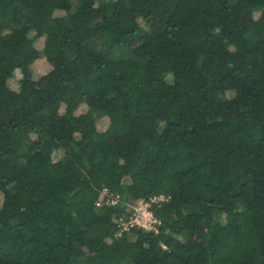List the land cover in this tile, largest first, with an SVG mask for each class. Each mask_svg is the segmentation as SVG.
Listing matches in <instances>:
<instances>
[{
	"label": "trees",
	"instance_id": "trees-1",
	"mask_svg": "<svg viewBox=\"0 0 264 264\" xmlns=\"http://www.w3.org/2000/svg\"><path fill=\"white\" fill-rule=\"evenodd\" d=\"M82 263L264 264V0H0V264Z\"/></svg>",
	"mask_w": 264,
	"mask_h": 264
},
{
	"label": "built area",
	"instance_id": "built-area-1",
	"mask_svg": "<svg viewBox=\"0 0 264 264\" xmlns=\"http://www.w3.org/2000/svg\"><path fill=\"white\" fill-rule=\"evenodd\" d=\"M100 196H102L101 202L105 206H111L117 204L118 201L117 195L108 194L106 190H103ZM164 200H165L164 197L157 196L150 198L148 201L136 202L138 203L137 207L135 206L136 204L133 206H129L127 204V206L125 207V211H126L125 216L127 218V222L122 221L123 222L122 225L124 226V228L138 227L145 231H152L156 233L158 230V226L160 225V221L152 215V213L149 210V207L151 206L152 203L162 202ZM97 205H100L99 200Z\"/></svg>",
	"mask_w": 264,
	"mask_h": 264
},
{
	"label": "rangeland",
	"instance_id": "rangeland-1",
	"mask_svg": "<svg viewBox=\"0 0 264 264\" xmlns=\"http://www.w3.org/2000/svg\"><path fill=\"white\" fill-rule=\"evenodd\" d=\"M71 4H72L73 7H75L76 1H72ZM42 44H43L42 40H38L37 41V47H38V49L41 48ZM50 71H51V66L43 58H40V59L34 61L32 63V65H31V76H32L33 80L40 79L41 77H43L46 74H48ZM17 77H20V74H17ZM9 83L13 84V81H11ZM97 126L100 129L105 128L106 121L104 120V118H102V119H100L98 121ZM101 198H102V196H100V199H99V203H100V205H98L99 207L103 205L102 202H101ZM136 202H138V201H133L131 199V200L127 201V204L129 206H133V205L136 204L135 206L137 207L138 206V203H136Z\"/></svg>",
	"mask_w": 264,
	"mask_h": 264
},
{
	"label": "clouds",
	"instance_id": "clouds-1",
	"mask_svg": "<svg viewBox=\"0 0 264 264\" xmlns=\"http://www.w3.org/2000/svg\"><path fill=\"white\" fill-rule=\"evenodd\" d=\"M139 201H141V200H139Z\"/></svg>",
	"mask_w": 264,
	"mask_h": 264
}]
</instances>
